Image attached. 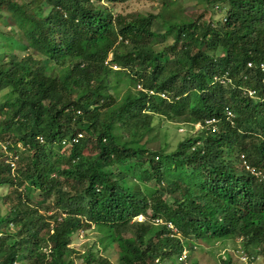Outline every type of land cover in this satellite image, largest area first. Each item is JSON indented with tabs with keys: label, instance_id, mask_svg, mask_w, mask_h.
<instances>
[{
	"label": "trees",
	"instance_id": "obj_1",
	"mask_svg": "<svg viewBox=\"0 0 264 264\" xmlns=\"http://www.w3.org/2000/svg\"><path fill=\"white\" fill-rule=\"evenodd\" d=\"M124 1L0 0L10 27L0 26V47L29 52L0 58V188L9 189L0 264H181L183 245L225 250L240 237L244 252L233 246L220 264H242L252 248L264 256V179L245 169L264 174V0L211 1L225 22L171 20L164 2L161 13L134 15L99 4ZM154 47L163 51L158 77L147 71ZM135 81L169 91L170 101L131 89ZM156 117L161 127L203 128L186 131L174 151H148L139 141L161 128ZM141 212L149 220L132 230ZM90 228L93 246L70 247ZM158 242L173 249L164 254ZM115 246L116 261L101 255Z\"/></svg>",
	"mask_w": 264,
	"mask_h": 264
},
{
	"label": "rangeland",
	"instance_id": "obj_2",
	"mask_svg": "<svg viewBox=\"0 0 264 264\" xmlns=\"http://www.w3.org/2000/svg\"><path fill=\"white\" fill-rule=\"evenodd\" d=\"M164 0H125L124 2H116V3H99L103 6L106 4L109 8H112V11L114 14H124V15H134L137 13L140 14H158L161 13L164 10V7L162 5V2ZM171 9H169L168 13V18L171 20L174 19L179 13L180 16L183 18H189L191 20H204L205 22H220L223 21L226 17V10L221 9L218 10L216 8V5H211L207 4L205 0H169ZM168 1H166L167 3ZM208 9V10H207ZM213 9V11H211ZM207 10V11H206ZM2 13V12H1ZM212 20V21H211ZM155 23V22H154ZM5 23L0 22V26L4 28ZM2 32H6L10 29V27L5 26ZM153 29L156 30L157 32H163L166 29V25L164 24H159L155 23L153 24ZM11 39H13L11 37ZM168 45L172 43L171 38H169L166 42ZM0 45H2L0 43ZM15 49L9 51L12 52L13 54L18 55L19 57L25 56L29 52H26L24 49L21 50L19 48L14 47ZM159 50L158 48H154V51ZM0 58H5V53L2 49L0 48ZM34 54V53H33ZM127 87L123 86L121 92H124ZM193 101L196 100V97L193 96ZM139 110H147V105L146 103L142 105ZM158 121H165L164 118H155L154 119V125L155 127H161V125H158ZM189 128L187 127L186 124L180 123V122H171V123H164L163 126L157 130L154 129L152 130L148 137L145 139V144H142L139 141V145H141L144 149L147 148L148 150H153L158 152H171L174 151L177 147V145L184 140V133L188 131ZM197 131L195 129L192 131L190 134H194ZM164 135V136H163ZM189 135V134H188ZM127 136V135H125ZM248 139V138H247ZM249 140V139H248ZM246 140V141H248ZM146 145V146H145ZM85 154L87 155L88 152L85 151ZM240 166V162H239ZM9 192L8 187L3 186L0 188V197H3L7 195ZM168 196V195H167ZM166 197V196H165ZM87 232L84 233L82 237L77 236V239H75L73 245H70V247L76 248L77 246L83 247L84 245H87V247L93 246L99 239L95 235L96 230L90 228L89 230H86ZM124 237H128V233L123 234ZM180 238V237H179ZM201 249H197L198 253L195 255L191 256L189 259L190 260H195L198 264H217V258L220 255V253L224 250L221 245L213 244V243H204V242H199ZM238 242L234 241L228 243L226 245V248L228 252L232 250L233 246H241L237 244ZM116 250V249H115ZM115 250L113 249H108L104 252L101 253L102 256L108 257L110 260H114L115 258ZM45 252V249L43 250ZM233 252V251H232ZM231 252V253H232ZM76 264H81V260H77ZM256 264H261L259 261L256 262Z\"/></svg>",
	"mask_w": 264,
	"mask_h": 264
},
{
	"label": "clouds",
	"instance_id": "obj_3",
	"mask_svg": "<svg viewBox=\"0 0 264 264\" xmlns=\"http://www.w3.org/2000/svg\"><path fill=\"white\" fill-rule=\"evenodd\" d=\"M166 1H168L167 3H166ZM206 1V0H205ZM211 1H213V0H209V1H206V3L207 4H210V2ZM164 2V4H166L167 5V11H166V13H168L170 10L169 9H171V5H170V2L171 1H169V0H164L163 1ZM105 3V2H104ZM166 5H164V7L166 6ZM216 8H218V10H220V8L218 7V5H216ZM114 15H116V14H114ZM226 21V17H225V19L223 20V21H221V22H225ZM7 28V27H6ZM1 43V42H0ZM125 44H127V43H125ZM172 45V43L170 44V45H168L167 46V48L169 47V46H171ZM1 46V45H0ZM1 49H2V53H3V51H4V53L6 54V53H11V52H9L10 51V49L9 48H6V47H0ZM130 48V46L129 47H127V48H124L123 49V52L126 54V55H129V53H130V51L133 49V48H131V49H129ZM154 48H156V47H154ZM154 48H153V51H152V56L151 57H148L149 58V61H148V66H147V71H148V74H150L151 76H153V77H158L157 75H155L154 74V72H155V70H161V65H162V60H163V55H162V52L163 51H161L160 50V48H158L159 50H157V51H154ZM21 49V48H20ZM13 50V49H12ZM21 50H23V49H21ZM174 55L171 57V59L173 60L174 59ZM3 59H5V58H3ZM112 59V54H110L109 55V57H108V59H107V61H106V64H107V62L109 61V60H111ZM157 66V67H156ZM111 68L113 69V70H115V71H120L121 70V68L119 67V66H117L116 64H112V66H111ZM124 70H126V71H128L129 69H124ZM122 87L124 86V85H121ZM126 87V86H125ZM131 89H135L136 91H141V92H145L147 95H149V96H156V97H158V98H160V99H162V100H165V101H170V92L169 91H158V90H156L155 88H148V89H146V88H143L142 87V83L141 82H139V81H135V86H133ZM171 94L172 95H174L175 96V100H177V99H179V96L178 95H175V92L174 91H172L171 90ZM247 95L249 96V97H251L252 99H254V100H256L257 98L255 97V93L254 92H252V91H249V90H247ZM139 110V109H138ZM140 111H143V110H140ZM144 112H147V110H144ZM229 114H228V113ZM225 115L227 116V118H229V119H231V118H233L234 117V114L232 113V111L231 110H229V109H225ZM167 123H171V122H167ZM182 123V122H181ZM185 124V123H184ZM207 125V124H206ZM202 128H203V126H202V124L201 123H195V124H193V125H191V128L189 129V132L190 133H192V131L195 129V131H197V132H199V131H201L202 130ZM196 132V133H197ZM211 132V131H210ZM216 132H218V130H217V128L216 127H214V129H213V132H211V133H216ZM195 134V133H194ZM82 138V134L81 133H76V135L71 139V143L72 142H78V140L79 139H81ZM40 143H42V141L40 142ZM197 145H200V143L198 142L197 143ZM195 149V146H193L192 148H191V152L193 151ZM148 151H153V150H148ZM18 159V157H15L14 158V160L12 161V162H10V168L11 169H14L15 168V161ZM246 167H249V168H251V169H254L255 170V172L256 173H252L249 169H247ZM245 169L247 170V172H249L251 175H254L256 178H260V179H264V174H263V172L261 171V170H257V168H255V167H252V166H249V165H246L245 166ZM151 214H149L148 216H145V214L144 213H138L137 215H135V216H133V217H131V219H130V221H129V225L131 226V228H132V230H133V225H134V223H138V224H141V223H144V222H147L148 220H149V216H150ZM150 221H153L154 222V224L155 225H157V226H161L162 225V221H161V219H152V220H150ZM166 229H168V230H170V232L168 233L169 234V236L170 237H172V238H176V240H178L179 242H180V244H182L183 243V239L181 240V235H180V233L178 232V229L175 227V226H173L172 224H170V223H167L166 225ZM84 235V233H80L79 234V237H82ZM180 237V238H179ZM235 241L236 242H238L237 244L238 245H241V242L243 241V238L242 237H240V238H237V239H235ZM199 242H201V241H198L197 242V244H195V245H192V246H189V245H183V247H182V250H181V253L178 255V257H177V261H178V263H181V264H198L195 260H190L189 258L191 257V256H193V255H195L196 253H198V250L197 249H201V247L199 246L200 245V243ZM159 243V245L161 246V248H162V253H164V254H167V253H169L173 248L172 247H165V246H163L162 245V243H160V242H158ZM238 247V250L239 251H241V252H244V251H242V249L240 248V246H237ZM101 248V247H100ZM99 248V251L101 250ZM115 249H117V247L115 246ZM115 249H113V250H115ZM255 249V248H254ZM254 249L252 248L249 252H247L246 253V251H245V253H244V255L242 256V257H240V262L242 263V264H251V260H254V263L253 264H256V262L257 261H259L261 264H264V256L259 252V253H256L255 254V252H253L254 251ZM224 251H227V249H225V250H223L221 253H223ZM250 253V254H249ZM115 255H116V250H115ZM255 255V256H254ZM218 260H217V264H220V259H219V257L217 258ZM77 261V260H76ZM76 261H75V264H76ZM112 261V260H111ZM114 261H116V257L114 258ZM81 264H82V261H81Z\"/></svg>",
	"mask_w": 264,
	"mask_h": 264
},
{
	"label": "built area",
	"instance_id": "obj_4",
	"mask_svg": "<svg viewBox=\"0 0 264 264\" xmlns=\"http://www.w3.org/2000/svg\"><path fill=\"white\" fill-rule=\"evenodd\" d=\"M228 113V112H227ZM229 114V113H228ZM247 169H249L252 173H256L254 169H251L249 167H246Z\"/></svg>",
	"mask_w": 264,
	"mask_h": 264
}]
</instances>
